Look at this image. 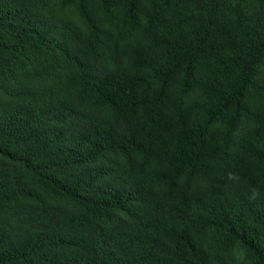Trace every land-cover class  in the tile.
Returning <instances> with one entry per match:
<instances>
[{"label":"trees","instance_id":"obj_1","mask_svg":"<svg viewBox=\"0 0 264 264\" xmlns=\"http://www.w3.org/2000/svg\"><path fill=\"white\" fill-rule=\"evenodd\" d=\"M0 264H264V0H0Z\"/></svg>","mask_w":264,"mask_h":264}]
</instances>
